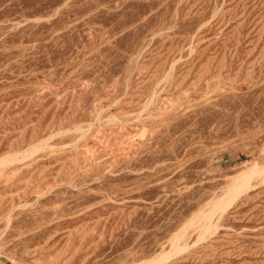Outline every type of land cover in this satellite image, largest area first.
<instances>
[{
  "label": "rangeland",
  "instance_id": "374dc122",
  "mask_svg": "<svg viewBox=\"0 0 264 264\" xmlns=\"http://www.w3.org/2000/svg\"><path fill=\"white\" fill-rule=\"evenodd\" d=\"M0 264H264V0H0Z\"/></svg>",
  "mask_w": 264,
  "mask_h": 264
}]
</instances>
